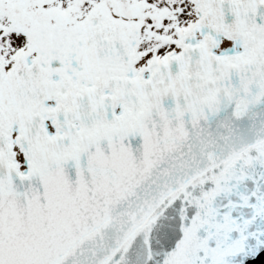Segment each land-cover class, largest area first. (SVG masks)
Returning a JSON list of instances; mask_svg holds the SVG:
<instances>
[{"label": "snow or ice", "instance_id": "snow-or-ice-1", "mask_svg": "<svg viewBox=\"0 0 264 264\" xmlns=\"http://www.w3.org/2000/svg\"><path fill=\"white\" fill-rule=\"evenodd\" d=\"M0 264H264V0H0Z\"/></svg>", "mask_w": 264, "mask_h": 264}]
</instances>
